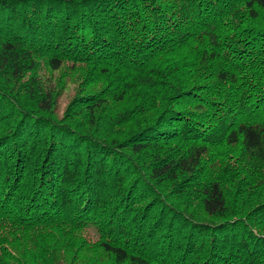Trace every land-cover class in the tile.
<instances>
[{
    "label": "trees",
    "instance_id": "obj_1",
    "mask_svg": "<svg viewBox=\"0 0 264 264\" xmlns=\"http://www.w3.org/2000/svg\"><path fill=\"white\" fill-rule=\"evenodd\" d=\"M0 264H264V0H0Z\"/></svg>",
    "mask_w": 264,
    "mask_h": 264
},
{
    "label": "rangeland",
    "instance_id": "obj_2",
    "mask_svg": "<svg viewBox=\"0 0 264 264\" xmlns=\"http://www.w3.org/2000/svg\"><path fill=\"white\" fill-rule=\"evenodd\" d=\"M74 91V84L68 83L64 93L59 97L57 107L62 110Z\"/></svg>",
    "mask_w": 264,
    "mask_h": 264
}]
</instances>
